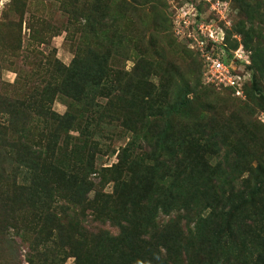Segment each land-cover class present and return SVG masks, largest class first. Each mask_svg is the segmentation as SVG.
Masks as SVG:
<instances>
[{
  "label": "rangeland",
  "instance_id": "rangeland-1",
  "mask_svg": "<svg viewBox=\"0 0 264 264\" xmlns=\"http://www.w3.org/2000/svg\"><path fill=\"white\" fill-rule=\"evenodd\" d=\"M0 125V264H264V0H0Z\"/></svg>",
  "mask_w": 264,
  "mask_h": 264
},
{
  "label": "built area",
  "instance_id": "built-area-1",
  "mask_svg": "<svg viewBox=\"0 0 264 264\" xmlns=\"http://www.w3.org/2000/svg\"><path fill=\"white\" fill-rule=\"evenodd\" d=\"M191 10L196 9L191 5ZM222 16L221 14H219ZM181 24L191 26L193 31L187 30L180 33L182 40L187 41L189 47L197 52L203 67V80L206 85L224 87L229 93L238 99H244V79L237 73L236 64L244 62L242 50L229 53L225 50L224 33L220 26L215 23H200L196 12L191 20L182 19ZM210 30V31H209ZM223 33V39L220 33ZM241 53L238 57L237 53Z\"/></svg>",
  "mask_w": 264,
  "mask_h": 264
},
{
  "label": "trees",
  "instance_id": "trees-1",
  "mask_svg": "<svg viewBox=\"0 0 264 264\" xmlns=\"http://www.w3.org/2000/svg\"><path fill=\"white\" fill-rule=\"evenodd\" d=\"M192 51H194L193 49H191ZM195 52V54L198 56V54H197V52L196 51H194ZM199 57V56H198ZM229 92V91H228ZM184 108H185V104H182V105H179L178 107H176V109H175V111H174V113H178V114H184ZM1 127H4V128H2L3 129V131L5 132L6 131V126H4V125H0V128ZM2 143L3 144H5V142H4V139L3 138H0V146H2ZM264 185V184H263ZM262 184L260 185V186H257V187H255V189H254V192H253V194H252V198L253 199H256V198H260V196H262L263 195V193H264V190H263V188H262V186H263ZM160 199H161V196H160ZM160 201L161 200H159V205H160ZM211 204V203H210ZM211 206H212V204H211ZM160 207V206H159ZM213 207V206H212ZM212 209V208H211ZM221 212V214L222 215H230L231 214V217H230V220L233 218V216L236 214V212H233V210H231V211H229V212H224V211H220ZM233 212V213H232ZM168 213V211H162V214H164V215H166ZM208 216L206 217V218H204L205 220L207 219L209 222H211V220L213 219V216H214V213H212V212H210L209 214H207ZM196 226H197V223L193 226V230L196 228ZM192 229V228H191ZM263 261V259H262V257L259 255V256H257L256 257V260H255V264H262L261 262Z\"/></svg>",
  "mask_w": 264,
  "mask_h": 264
},
{
  "label": "clouds",
  "instance_id": "clouds-1",
  "mask_svg": "<svg viewBox=\"0 0 264 264\" xmlns=\"http://www.w3.org/2000/svg\"><path fill=\"white\" fill-rule=\"evenodd\" d=\"M221 7H225V8H226L227 5H221ZM209 31H210V30H209ZM220 38L223 39V33H222V32L220 33ZM237 56L240 57V56H241V53L238 52V53H237Z\"/></svg>",
  "mask_w": 264,
  "mask_h": 264
}]
</instances>
